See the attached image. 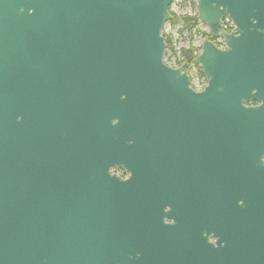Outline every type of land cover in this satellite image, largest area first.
Segmentation results:
<instances>
[{
  "label": "water",
  "instance_id": "1",
  "mask_svg": "<svg viewBox=\"0 0 264 264\" xmlns=\"http://www.w3.org/2000/svg\"><path fill=\"white\" fill-rule=\"evenodd\" d=\"M172 2L0 0V264H264V0H197L201 91Z\"/></svg>",
  "mask_w": 264,
  "mask_h": 264
},
{
  "label": "rangeland",
  "instance_id": "2",
  "mask_svg": "<svg viewBox=\"0 0 264 264\" xmlns=\"http://www.w3.org/2000/svg\"><path fill=\"white\" fill-rule=\"evenodd\" d=\"M173 2L169 6L168 11L171 13V16L180 17V16H188L196 14V1L197 0H172ZM201 32H207V27L200 23L197 27ZM161 34L163 37L170 38V44L172 49H165L163 53V61L167 66H171L173 68H179L181 59H178L179 50L184 48L188 49L189 47L197 48L195 54L198 53V49L200 48L201 41L205 36L196 35L191 39L188 34L182 30V24L180 21H172L170 19L166 21L163 29L161 30ZM218 46H223L224 43L221 41H216ZM200 69L198 66L190 64L187 67V74L190 77V87H194L197 90H201L205 84V80L203 77L198 75Z\"/></svg>",
  "mask_w": 264,
  "mask_h": 264
},
{
  "label": "trees",
  "instance_id": "3",
  "mask_svg": "<svg viewBox=\"0 0 264 264\" xmlns=\"http://www.w3.org/2000/svg\"><path fill=\"white\" fill-rule=\"evenodd\" d=\"M172 21H180L182 24V30L188 34L190 39L196 35H201L205 37L207 36V32L204 31L201 32L200 30L197 29V27L200 24V21L198 22L196 15H188V16H180V17H175L172 15L170 17V22ZM164 43L166 45L165 49L167 50L172 49V46L170 44V38L164 37ZM195 51H197V48L195 47H189L188 49L182 48L179 50L178 59L180 58L182 63H186V65L190 66V64L193 63V59L196 56ZM198 75H200V77H204V75H202L201 72H199Z\"/></svg>",
  "mask_w": 264,
  "mask_h": 264
},
{
  "label": "flooded vegetation",
  "instance_id": "4",
  "mask_svg": "<svg viewBox=\"0 0 264 264\" xmlns=\"http://www.w3.org/2000/svg\"><path fill=\"white\" fill-rule=\"evenodd\" d=\"M196 5H197V1H196ZM194 15H197V12ZM221 20H222L221 21L222 30H224L226 32H232V30L234 29V24H233L232 20H230L227 16H224ZM200 23H202V22L200 21ZM204 38H207L208 40H211L212 42H215V43H217L216 41L223 40L222 38L220 39L218 37H214V36H211V35L209 36L208 32H207V36L204 37ZM203 78L205 80V77H203ZM246 105L247 106H255V105H257V103H255L253 101H250V102H247L245 104V106ZM262 159L264 160V155L262 156ZM109 171H110L111 174H114L115 176L119 177V179L126 180L127 178H129V173L126 170H124V169H122L120 167L118 168V167L112 166ZM165 221L171 223V220H169L167 218H165ZM210 239H211V241L215 240L212 237ZM125 245H128V244H125ZM129 247H130V245H129Z\"/></svg>",
  "mask_w": 264,
  "mask_h": 264
}]
</instances>
